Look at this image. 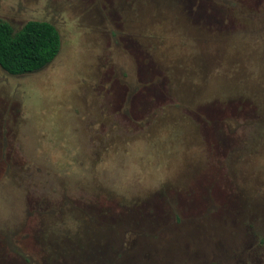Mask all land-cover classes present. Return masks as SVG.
Listing matches in <instances>:
<instances>
[{
	"label": "rangeland",
	"instance_id": "obj_1",
	"mask_svg": "<svg viewBox=\"0 0 264 264\" xmlns=\"http://www.w3.org/2000/svg\"><path fill=\"white\" fill-rule=\"evenodd\" d=\"M61 38L0 67V264H264V0H0Z\"/></svg>",
	"mask_w": 264,
	"mask_h": 264
},
{
	"label": "trees",
	"instance_id": "obj_2",
	"mask_svg": "<svg viewBox=\"0 0 264 264\" xmlns=\"http://www.w3.org/2000/svg\"><path fill=\"white\" fill-rule=\"evenodd\" d=\"M61 38L54 24L28 20L19 29L0 19V67L10 74L34 72L58 54Z\"/></svg>",
	"mask_w": 264,
	"mask_h": 264
},
{
	"label": "flooded vegetation",
	"instance_id": "obj_3",
	"mask_svg": "<svg viewBox=\"0 0 264 264\" xmlns=\"http://www.w3.org/2000/svg\"><path fill=\"white\" fill-rule=\"evenodd\" d=\"M58 53H59V52H58ZM56 56H57V55H56ZM56 56H55V57H56ZM34 72H35V71H34ZM28 73H30V72H28ZM23 74H26V73H23ZM13 75H16V74H13Z\"/></svg>",
	"mask_w": 264,
	"mask_h": 264
}]
</instances>
